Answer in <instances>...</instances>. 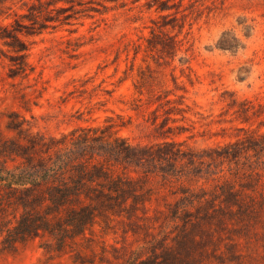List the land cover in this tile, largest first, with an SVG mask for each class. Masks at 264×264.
Wrapping results in <instances>:
<instances>
[{
  "label": "rangeland",
  "instance_id": "374dc122",
  "mask_svg": "<svg viewBox=\"0 0 264 264\" xmlns=\"http://www.w3.org/2000/svg\"><path fill=\"white\" fill-rule=\"evenodd\" d=\"M190 5L199 13L181 33L164 30L180 41L171 57L148 48L152 30L163 34L153 24L158 14L132 0L79 13L69 26L21 35L27 75L10 77L14 53L0 41V138L13 137L7 126L17 121L33 135L59 138L112 117L134 146L175 140L184 150L214 155L199 177L182 182L243 186L251 196L243 202L251 207L211 226L160 227V212L174 202L178 183L153 177L149 215L159 223L137 228L127 219L100 220L62 257H50L52 241L37 238L0 251V264H133L182 238L200 264H264V145L249 151L240 145V157L231 162L215 156L237 141L264 142V0H184ZM169 109L176 111L166 115ZM193 242L207 255L199 257Z\"/></svg>",
  "mask_w": 264,
  "mask_h": 264
},
{
  "label": "trees",
  "instance_id": "16d2710c",
  "mask_svg": "<svg viewBox=\"0 0 264 264\" xmlns=\"http://www.w3.org/2000/svg\"><path fill=\"white\" fill-rule=\"evenodd\" d=\"M118 1L125 0H0V41L14 53L10 77L27 75L30 69L28 48L21 35L36 36L69 26L79 13L99 12L106 3ZM132 2L143 3L158 14L159 21L153 20V24L163 34L152 30L148 48L166 57L177 52L180 41L177 35L164 34V30L181 33L188 19L199 13L194 5L185 7L184 0ZM174 111L165 110V114ZM122 127L124 124L108 117L102 126L79 127L59 138H46L28 132L20 121L8 124V132L15 135L0 138V251L13 252L37 238H48L52 243L47 253L62 257L72 244L86 239V233L100 220L127 219L137 228L153 220L159 223L157 215H149L153 197L148 184L153 177H161L168 184H174V180L178 183L171 192L174 202L165 204L167 211L160 212L164 217L160 227L211 226L236 212L244 213L245 205L251 207L243 202V197H251L243 186L238 190L228 182L208 189L199 185L198 179L188 180L190 185L182 182L190 175H200V166L208 164L207 159L213 160L214 155L184 150L183 143L175 140L134 146L119 135ZM254 143L237 141L215 156L231 162L240 157V145L241 151L264 145ZM172 241L133 264L203 262L193 256L194 248L190 252L186 249L189 239ZM192 245L201 248L199 257L207 255L201 243Z\"/></svg>",
  "mask_w": 264,
  "mask_h": 264
}]
</instances>
